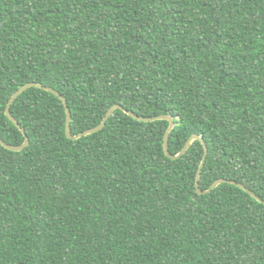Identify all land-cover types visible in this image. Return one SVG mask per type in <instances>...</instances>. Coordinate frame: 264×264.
<instances>
[{"label":"trees","instance_id":"obj_1","mask_svg":"<svg viewBox=\"0 0 264 264\" xmlns=\"http://www.w3.org/2000/svg\"><path fill=\"white\" fill-rule=\"evenodd\" d=\"M28 82L56 88L72 133L113 104L171 114L170 151L192 134L220 177L264 199V0H0V135ZM30 143H0V264H264V203L224 182L200 194L204 145L166 155L167 119L116 109L66 134L62 99L11 105Z\"/></svg>","mask_w":264,"mask_h":264},{"label":"water","instance_id":"obj_2","mask_svg":"<svg viewBox=\"0 0 264 264\" xmlns=\"http://www.w3.org/2000/svg\"><path fill=\"white\" fill-rule=\"evenodd\" d=\"M33 86L42 87V88H44V89H46L48 91H51L54 94H56L57 96H59L60 99H62V101L64 102V105H65V108H66V134L71 139H78V138H80V137H82L84 135H88V134H91V133H94V132H97V131L103 129L106 126V124H107L108 118L114 113V111L116 109H122V110L126 111L129 115H131L132 117H134L136 119H139L141 121H146V122L147 121H154V120H157V119H167L169 121V127H168V129L166 131L165 140H164V150H165V153H166L167 156H169L172 159L179 158L184 153H186V151L190 148V146L193 144V142L195 140H200L203 143V145H204V155H203L202 161L200 163V166H199V169H198V173H197V177H196V187H197L198 193H200V194H206V193L210 192L212 189L216 188L219 184L224 183V182H229V183L235 184V185L243 188L244 190L248 191L253 197H255L256 199H258L260 202H263L264 203V199L261 198L255 191H253L252 189L248 188L244 183L238 182L237 180L228 179V178H225V177L218 178L217 180H215L211 184V186L208 189L203 190L201 188L200 179H201L202 171H203V168L205 166L206 159H207V156H208V153H209L208 144H207L206 140L204 139V137L202 135H199V134H196L195 133V134H192L188 138V140L186 141L184 147L179 151V153L173 154L170 151L169 138H170L171 131L175 127V118L171 114H161V115H156V116H141V115L135 113L134 111L127 109L123 105L116 103V104H113L108 109V111L106 112V115L104 116V118H103V120L101 121L100 124H98L95 127L89 128V129H87V130H85L83 132H80L79 134L74 135L72 133V128H71V125H72V111H71L70 107L68 106V102H67L66 97L64 95H62L60 93V91H58L56 88L50 87V86H44L42 83L28 82V83L24 84L23 86H21L10 97V100L8 102V106L6 108V115L8 116V118L13 123H15V125H17L23 131L26 139H25L24 143H22L20 145H16V144L8 143L0 135V143L2 145H4L5 147H7L8 149L13 150V151H21L25 147H27L29 145V143H30V139H29L28 134L26 133L25 128L20 124V122L11 113L10 108H11V105L14 103V101L18 98V96L20 94H22L28 88L33 87Z\"/></svg>","mask_w":264,"mask_h":264}]
</instances>
